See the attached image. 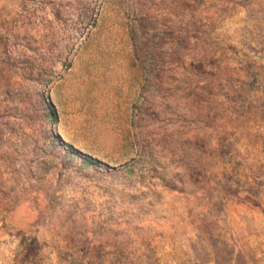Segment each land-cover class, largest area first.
<instances>
[{"label": "rangeland", "instance_id": "1", "mask_svg": "<svg viewBox=\"0 0 264 264\" xmlns=\"http://www.w3.org/2000/svg\"><path fill=\"white\" fill-rule=\"evenodd\" d=\"M0 264H264V0H0Z\"/></svg>", "mask_w": 264, "mask_h": 264}]
</instances>
